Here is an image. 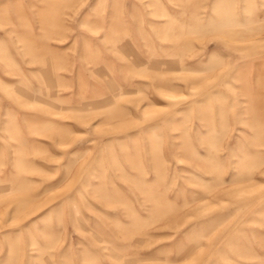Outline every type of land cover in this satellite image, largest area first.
Listing matches in <instances>:
<instances>
[{
    "label": "rangeland",
    "instance_id": "rangeland-1",
    "mask_svg": "<svg viewBox=\"0 0 264 264\" xmlns=\"http://www.w3.org/2000/svg\"><path fill=\"white\" fill-rule=\"evenodd\" d=\"M0 264H264V0H0Z\"/></svg>",
    "mask_w": 264,
    "mask_h": 264
}]
</instances>
